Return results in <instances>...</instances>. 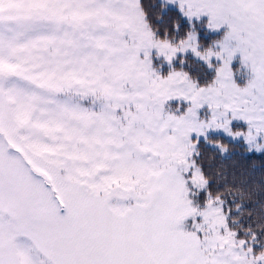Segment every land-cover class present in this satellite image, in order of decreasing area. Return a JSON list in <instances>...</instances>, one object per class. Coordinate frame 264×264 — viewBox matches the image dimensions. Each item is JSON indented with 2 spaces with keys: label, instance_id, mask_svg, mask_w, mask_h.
<instances>
[{
  "label": "snow or ice",
  "instance_id": "snow-or-ice-1",
  "mask_svg": "<svg viewBox=\"0 0 264 264\" xmlns=\"http://www.w3.org/2000/svg\"><path fill=\"white\" fill-rule=\"evenodd\" d=\"M230 144L264 157V0H0V264H264Z\"/></svg>",
  "mask_w": 264,
  "mask_h": 264
},
{
  "label": "trees",
  "instance_id": "trees-1",
  "mask_svg": "<svg viewBox=\"0 0 264 264\" xmlns=\"http://www.w3.org/2000/svg\"><path fill=\"white\" fill-rule=\"evenodd\" d=\"M227 143V141H225ZM233 154L229 159H219L211 162L217 168H224L228 172V180L233 179L239 181L241 179L249 180L253 185H258L260 181L264 180V157L260 155H251L244 152L240 145H229ZM215 154L208 152L207 156L211 157Z\"/></svg>",
  "mask_w": 264,
  "mask_h": 264
}]
</instances>
